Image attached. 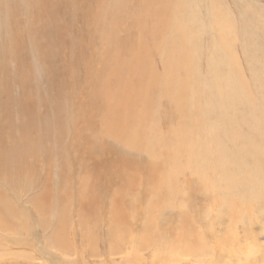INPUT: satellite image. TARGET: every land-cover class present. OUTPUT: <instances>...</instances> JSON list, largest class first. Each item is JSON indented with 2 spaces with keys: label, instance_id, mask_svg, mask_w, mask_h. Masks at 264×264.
I'll list each match as a JSON object with an SVG mask.
<instances>
[{
  "label": "bare ground",
  "instance_id": "1",
  "mask_svg": "<svg viewBox=\"0 0 264 264\" xmlns=\"http://www.w3.org/2000/svg\"><path fill=\"white\" fill-rule=\"evenodd\" d=\"M1 1L9 2L11 7V11L2 15L0 18L4 27L8 28V24L11 20L17 17L19 18V23H21V25L18 24L20 27L18 26L15 28L21 29V32L13 35L12 39H10L11 37L8 38L9 43L17 38L18 41H20L17 47L20 51H24L26 49L24 47H27V42L29 41L37 47L36 53L34 54H36L38 58L44 55L46 63L43 59H40L39 62L45 66L43 68L46 70L45 76L48 82L46 80L47 83L42 86L43 89L39 92L43 91L47 93L48 90L52 92L54 85L58 81L66 82L68 79L76 81L77 85H69L68 88H70L69 90L76 89L77 92V94L74 92V98H76L75 105L81 115L75 126H78V133L82 140L81 146L83 148H88L93 143L88 133L91 128L97 125V123L95 125V121H97L96 118L99 115L95 113L96 110H100L103 113L101 118L103 119V124H105L106 136H111L114 141L119 144L117 145L119 150L118 148L114 149L117 155L119 154L118 151H120L119 156H117L119 159L116 158V160L107 161L102 169L99 168V165L107 158L104 156V151V155L102 154L104 157L102 156V158H100L101 160L97 158H95L96 161H92L91 159L79 160L78 165L80 168H83L81 173L85 175L84 183L88 182V175L90 176L89 178H92V181L95 182L94 184L92 183L93 185L83 198L80 197H82L86 191V186L83 185L84 183L81 186L80 183L79 187L77 186V192L80 194L78 197L80 200L78 205H76L77 211H81V213L84 211V214L86 212L88 217L91 218L89 211L91 209L97 211L96 209H99V205L102 203L96 200L94 193L101 191L102 194L106 195L108 192L110 193L114 190L113 185L117 187L119 192L122 191L121 193H123V191L126 192L130 188L136 191L134 188L137 187L136 183L142 179L140 174L143 170H153L154 172L153 175L150 176L151 178L159 176L162 181H167L168 177L166 173L171 170L167 171L169 168H164L169 165L166 166L161 159L162 157L158 155L159 153L156 154V152H159L160 149L164 156H168L169 159L172 156L174 159L180 157L179 159L181 160L187 154L184 156L181 153L183 156H179L181 149L177 150V147L173 145L168 147L171 143L167 140L168 136L166 132L160 127H165L163 126L164 123L171 125V121L178 123L180 118L179 113L181 112L183 115L184 112L185 116L186 112H188L192 113L189 117L190 133L194 136V139H196V145H193V149H190L193 150L192 153H194L195 148L197 149L195 155L190 154L189 157L186 156V159H190L188 165H190L191 162L197 164L195 165V172L190 175L192 177L195 176L197 178V181H195L201 183L198 189L201 188L200 190H203V193L198 192L197 188V191L194 190V181H188V183L192 181L191 183L193 184L189 183L187 193H184L186 197V208L188 207L187 212H189L190 209V211L198 210L196 200L193 199L195 193L198 196L204 194L205 199H207L204 202V211L216 209L217 213L220 214L221 227H219L220 230H217L214 226V222H212L208 223L209 228H204V223H201L202 227L199 229L198 226V229H196V226L193 227L189 222L186 227V232L184 230L176 231L177 228H175V230L168 229V233L164 231L165 234L163 233L164 235L161 236V234L151 235L153 232L152 227L149 229L147 226L145 227L147 230L143 233L140 242L135 243L138 234L135 233V228H132V225L137 216L136 213H140L141 209L135 208L134 202L132 201L127 203L125 200H116L117 202L114 204V207H110L111 209L106 213L111 223L108 225L110 230L107 233V242H94V239L96 240L98 237L97 233H93V237L86 241L84 234L85 228L83 225H81V227H79L78 224V227L70 226V224H72L68 222L70 213H67L63 209L65 206L68 209L73 207L68 199L69 193L66 194L63 192L62 187L61 189L58 187V180L54 177L52 169L48 168L44 172L43 177L39 174L43 184V188L39 192L41 203L38 204V202L34 200V194L27 192L29 199L26 201V204L33 205L32 207L38 210V214L40 213L41 216V227L43 228H40L43 231L41 236L45 238L49 236L50 240L35 247L34 243L38 242H35L36 240L34 243L29 241L28 238L31 234H29L30 236H28V238L20 236L18 234V229H16L19 228L17 225L11 232L3 231L4 228L0 229V264H18V260L21 258H25L26 261H28L27 264H183V262H192L190 258H193L194 262H196L197 259H202V262L199 264H235L237 261L236 264H247L252 259L255 248L254 243H251L254 241L253 235L251 234V226L256 222L258 215L264 212V85H262L260 92L254 91L255 85L259 86V79H264V17L260 15L261 13L257 15L255 11L248 10L246 8L247 6L239 0H234V2L232 0H175L178 8L177 12L180 11L179 15L176 17L177 13L171 15L169 13L166 14V8L161 2L158 8H153L148 17L142 19L141 16H136L131 22L133 24L132 28L139 34V38L136 39L131 36L132 34L130 35L131 32L128 34L124 32V36L115 34V30L113 29L117 27V24L113 22L114 19L111 20V17L107 18L101 25V20L105 15V11L103 10L105 6V2L103 3L104 0H0V2ZM148 2V0H144L143 7ZM250 2L252 3V1H249L248 4ZM129 3H131V0L116 1L112 11L114 14L115 10H118L120 13V9H123ZM203 3L207 4V6L205 5L207 7V17L201 15V5ZM224 4L230 5L232 8H229V6L224 7ZM219 5L222 7L221 12L218 7ZM0 12H2L1 8ZM23 13L28 17V24L20 19V14ZM141 14L143 13H140V15ZM174 17H176L177 20H174ZM169 18L170 21L166 22ZM229 18L232 20V24H235V21L238 22L237 28L231 29L229 27L230 23H227ZM116 19L117 18H115V20ZM187 21L189 23H187ZM150 22L155 23L154 27L160 33L161 39L159 42L146 43L143 39L144 35L142 32H145L146 25L143 26L142 24ZM79 23H83L84 25H78ZM167 24L168 26L166 27ZM141 29L143 30L142 32ZM176 29L179 30L178 35ZM197 29L198 33H196ZM72 30L74 32H72ZM230 32H232V36L235 38V44H237L236 42L241 43L249 71L253 77L252 89H248L250 85L247 87L245 80L240 79L243 74L241 69V76H239V60L236 58L235 54L232 55L231 51L228 49V44L231 45L232 43L230 42H234V40L227 41L226 34L229 33L230 35ZM24 35L27 36L25 42L21 41ZM5 36L6 33H2L1 37ZM123 39L126 40L128 53H142L145 54V57L136 58L129 56V54L127 56V54L123 53L120 55L121 60L116 70L113 71V68L110 67L111 61L119 60L117 54H113V50L120 49ZM164 44L171 47L170 49L172 52L170 58L168 57L167 63L158 58L157 59L162 60V62H157L154 57H151V53L156 52L162 54V47ZM51 46L56 49V54ZM190 48L194 49L192 54L190 53ZM201 51L208 55V57H206L207 65L203 62L205 65L204 70L207 73H204L206 75L203 81H197L196 79L197 83H193L194 85H192V81L196 82L192 79L195 73V66L192 67L191 63L192 56L194 58L196 55V57L199 58ZM3 55H6L7 59L13 60V55L10 56L8 52L2 50L0 44V106L9 108L10 102H19L20 104L28 106L33 103L32 97H28V93L25 94L22 90L19 92L17 91L19 84L23 83L22 85H25L23 82H26L27 79V73L25 71H31L27 68V64L30 63H27L25 58H21L24 54L17 53L16 61L13 65L5 59L7 62L6 69L3 67V64H6L3 60ZM183 60H188L191 66L181 67V62ZM196 63H198V60H195L193 65ZM64 64L68 65L69 68L59 69V65L62 66ZM159 65L163 66L162 72H159L161 71L159 70ZM125 66L130 67V72L133 71L135 76L130 75V73H128L129 70L125 68ZM125 70H128V72ZM105 71H108L109 75L112 76V80L117 83V87H113L111 82L109 85L105 84L106 95L103 100H100L97 98L95 92L90 96V90L88 91V88L90 87L89 89H91L93 79L101 76ZM23 72H25V74H23ZM29 78H31V75ZM78 80H81L83 83L78 82ZM9 86L17 93L13 94ZM66 90L67 92H65V94L72 97L70 91H68V89ZM80 94L82 98L79 100V97H81ZM55 96L61 98L56 91ZM87 97L90 101L87 100ZM58 100L60 101V99ZM66 100L68 101L69 98ZM101 102H106V105H103L104 103L102 104ZM171 109H174L176 113H172ZM49 111L50 110H48V112ZM50 116H52V114ZM153 117L157 118L158 124H155V130L153 128V131H149V134H145ZM23 118L24 119H21V117H19L17 122L22 129H25V124H27L25 123L26 117L23 115ZM148 129L151 128L149 127ZM177 131L178 129L175 127L174 131L171 133L174 141L180 132L176 134ZM64 136L65 134L62 137ZM0 138L3 143H5V141L9 142L10 140L8 137H2L1 134ZM22 139L20 140V144L23 145V148L27 147L32 150V153L35 152L33 148L35 149L37 146V137L33 135V132L27 131ZM177 141H179L178 138ZM180 143L182 144V142H179L178 146L181 147L182 145H180ZM5 144L8 146L9 143ZM77 145L80 146V142H77ZM16 147H18L17 144H15V147L11 148L15 150ZM91 147L97 149L95 145ZM8 148H10V146ZM157 148L159 149L157 150ZM18 150L19 149H17V152ZM183 151L184 149H182V152ZM109 152L111 151H108V153ZM63 156H65V154ZM15 157H17V155H15ZM195 157L198 161H194ZM168 158L164 159L167 161L169 160ZM174 159L171 158L170 161H174ZM186 159H184V161ZM8 160L7 154L0 153V176L5 174L3 170L4 167L7 168ZM177 160L178 159L175 161L176 163ZM210 165L212 166L211 168L207 167ZM178 166L179 168L182 167L180 165ZM67 167H65L64 164L62 166L66 173H70ZM176 168L178 167L176 166ZM210 169L212 172L208 171V173L213 174L205 177L203 172ZM37 170L36 167L33 171L39 173V170ZM6 171L11 172L12 168ZM36 173L34 176L27 174V178L29 177L30 180H36L38 178V174L36 175ZM15 174L16 172L11 173L10 176ZM209 176L212 177L210 183L208 181ZM6 178L5 181L7 180ZM12 178H14V181L16 180V177L13 176ZM1 180L0 182H2ZM79 181H81V179ZM153 181L156 182L155 178ZM16 182L18 183V180H16ZM34 182L35 181L32 183ZM18 184H21V181ZM29 185H31V183ZM10 188L13 187L10 186L9 189ZM206 188L209 191H207ZM133 190L129 193L132 194ZM22 194L20 188L17 190L15 187L13 191H9L8 188L0 186V217H9L17 221L18 218L26 215L30 223L28 212L22 213V211L19 210L21 209L19 205L21 206ZM168 194L169 196L175 195L173 192ZM178 194L179 193H177V195ZM209 195L214 201L212 206H210L209 201L211 198L208 200ZM149 196L147 195L146 197L148 198ZM15 199L18 203L16 205H14L16 202ZM106 201L108 203V200ZM136 201L138 200L136 199ZM151 204L153 205L155 203L153 202ZM155 205H157V203ZM180 205L182 208L183 206L185 207L183 203ZM130 207L131 209H129ZM25 208L24 206V209ZM174 208H176V206ZM44 210L49 211L44 212ZM150 210L152 211V209H149V211ZM159 212L158 209L157 213ZM46 213H50L48 218L46 217ZM159 215L161 214L159 213ZM226 215H229V217H226ZM141 216L142 215H140V217ZM86 217L87 216H85V219ZM95 217L98 216L94 212V217H92V219ZM149 217L148 219H151ZM80 218L81 214L79 216V219ZM51 219L56 220L54 227H50L48 224L49 220L51 222ZM79 219L77 222L80 224ZM191 219V221H193V218ZM87 220L89 221L88 218L84 221ZM225 220H227L228 223H230L229 221H233L232 224H227L224 227L223 222ZM23 223L24 222H22V224ZM121 225H125V228H122ZM140 227L143 228V226ZM238 227L243 229L242 232H244L245 241L251 240L249 243L246 242L249 244L248 246L242 244L239 236L240 234L237 233ZM99 229L96 228L93 231ZM142 231L139 232L142 233ZM26 232L27 230L23 232V234ZM184 233H186L188 237ZM132 237H136L135 240L134 238L132 239ZM183 240L188 242H183ZM101 243L105 244V249L103 251H99L98 249V244ZM210 243L216 244L215 247H218L217 252L213 250L216 252L215 254L214 252L211 253L214 255L212 257H210V253H208V249H213L211 248L212 246L209 248L208 245H210ZM28 246L30 249H28ZM55 247L58 248L60 254L55 253ZM176 252H178V254H174ZM215 255H219L220 259L215 258ZM243 256L245 260H241ZM206 257L212 258L211 261H206ZM262 259L264 260V257ZM16 261H18V263H16Z\"/></svg>",
  "mask_w": 264,
  "mask_h": 264
},
{
  "label": "rangeland",
  "instance_id": "2",
  "mask_svg": "<svg viewBox=\"0 0 264 264\" xmlns=\"http://www.w3.org/2000/svg\"><path fill=\"white\" fill-rule=\"evenodd\" d=\"M116 1H119V0H104L103 1V3L105 2L104 3L105 6L103 7V10L105 11V15H104V17L101 20V25L103 24V22L107 18L111 17V20L114 19L113 22H115L117 24V27H115L113 29V30H115L114 33L117 34V35H119V36H124L125 33L128 34V33L131 32L130 35L132 34L131 36L133 38L138 39L139 38V34H137V31L132 28L133 24L131 22L135 19L136 16H139V17L141 16L142 19L148 17L150 15L151 11L153 10V8H158L160 6L161 2L164 4V6L166 8V11H167L166 14L169 13L171 15V14L177 13L176 14V17H177L179 15V13H180V11L177 12L178 11V8L176 6L175 0H157V1H155V0H148L149 2L144 7H143V1L144 0H131V3H129L128 5H126L123 9H120L121 10L120 13H119L118 10L117 11L115 10V14H114V12L112 11V8L115 5V2ZM232 1L234 2V0H232ZM239 1H241L242 3H244L245 6H247L246 8L248 10L255 11L257 15L259 13H261L260 15L264 17V0H239ZM249 1H252V3L251 2L249 3L250 5L248 4ZM228 3H230V2H228ZM205 5L207 6V4H204V3L201 5L204 8L203 9L201 7V15L207 17V7ZM220 5L218 7L220 8V12H221L222 11V7ZM226 6H229V8H232L230 5H225L224 4V7H226ZM0 8L2 9V12H0V18L2 17V15L6 14V13H9L11 11L10 3L7 2V1H1L0 2ZM259 10H261V11H259ZM203 12H204V14H203ZM140 13H143V14L140 15ZM176 17H174V20H177ZM115 18H117V19L115 20ZM20 19H22L23 21H25L26 24L29 23L28 17L26 16L25 13L20 14ZM169 21H170V18L166 20V22H169ZM187 23H189V22L187 21ZM227 23L228 24L230 23L229 24V27L231 29L232 28H237V25H238V22L237 21H235V24H232V20L229 18V20H227ZM18 24L21 25V23H19V18L18 17L17 18H13L11 20V22L8 24V28H5L4 27V24H2V21L0 19V38H1L0 39V44H1V48H2V50H5V52H8L10 56L13 55L12 56L13 57V60L7 59V56L6 55L5 56L3 55L4 56L3 57V60H4V62H6V60H7L11 65H13L14 62L16 61V57H17L16 55H17V53L24 54V56H22L21 58H23V59L25 58V60L27 61V63H30V64H27V68H28V70H31V71H28L31 74L28 73L27 71H25L27 73L26 74V77H27L26 82L23 81L25 83V85H22L23 83L21 82L22 84H19L18 91L17 92H19V91L22 90L25 94L28 93V97H32L33 103H31V104H29L27 106V105H24V104H20L19 102H10V107L9 108H6V106H0V134H1L2 137L5 136V137L10 138L9 142L5 141V143H9L8 146L5 143H3L2 139L0 138V147H1L0 153L7 154L8 158H9L8 163H7L8 166H7V168L4 167V170H3V173H5V174L2 173L3 175L0 176V180L3 179V180H1L2 182H0V186L3 187V188H8L9 191H11V190L13 191L15 187H16L17 190H19V188H20V192L23 193V194H22V201L20 202L21 206L19 205V208H21V209H19V210H21L22 213H27L28 212L27 214L29 215L30 223H29L26 215H23L25 218L24 217H20L21 219L18 218L17 221L15 219L13 220V219H11L9 217H6L5 218V217L2 216L5 220L2 217H0V221H1L0 222V227H1L0 229H3L4 228L3 231L11 232V231H13L16 228V225H17V227H19V228H16V229H18V231H19L18 234L20 236H22L24 238H28V236H30L29 234H31V236L28 238L29 241H31V243L32 242L34 243L35 240H36L35 242H38V243H34V246L35 247L40 246V245H42L45 242H47V241L50 240V237L49 236H47L46 238L41 236L42 233H43V231H42L43 228L41 227L42 224H41V218H40L41 216H40V213L38 214V210L35 209V207H32L33 205L32 206L30 204L27 205L26 204V201L29 199L28 193L30 192L31 194H34V200L36 202H38V204L41 203V201H40V193L39 192L42 190L43 184H42V180H41L40 175H42V177H43L44 172L48 168H51L52 171H53L54 177L58 180V185L59 186L58 185L57 186L60 189L62 187L63 192H65L66 194L69 193L68 194V196H69L68 199L70 200V203L73 205V207L71 209H68L66 206L63 207V209L67 213H70L69 214L70 215L69 216L70 218H69V221L68 222H71L72 223V224H70V226H76V227H78V225H79V227H81V225L84 226V228H85L84 234H85L86 241L89 238L93 237V235H92L93 233H97L98 237H97L96 240L94 239V242H99V241H101V242L102 241L107 242V240H108L107 233L110 230L108 228V225H110L111 223L108 220L109 217H108V214H106V213L108 212L109 209L112 208V206L114 207V204L118 200H121V201L122 200H125V201H127V203L132 201V202H134V207L135 208L141 209V212L142 213L141 212L140 213H136L137 216H136V218L134 220L136 222L133 221V225H132V228H135L134 229L135 230V233L138 234L137 238L135 237L137 240H135V238L132 237V239L134 238L135 243H139L140 242V239L142 238L143 233L147 230V228H145L147 226H148L149 229L152 227V231L153 232H152L151 235H160L161 234V236H163L165 234V232L168 233V231H167L168 229L175 230V228H177L176 231H182V230H184L186 232V230H187L186 227H187V224H189V222L192 224L193 227L196 226L195 227L196 229H198L197 228L198 226H199V229H200V227H202V224L201 223H204V228H209L208 227V223L214 222V224H215L214 226L217 228V230H220L219 229V227H221L220 226V214L217 213L216 209H211L209 211H204V208H203L204 202L207 200V199H205L204 194L203 195L200 194V196H198L195 193V196L193 197V199L196 200V205H197V209L198 210L197 211H190L191 210L190 209L189 212H187L188 207L186 208V203H185L186 202L185 201L186 200V197H185V194L184 193H187V189H188L187 187H189L188 184L189 183L190 184H193L191 182L194 181L195 182V185H194L195 186V189H194L195 191H197L199 185L201 184V183L196 182L197 181L196 180L197 178L195 176H193L194 178L191 176L195 172V168H196L195 165H197V164L194 163V162H191L190 165H188L189 164L188 162H190V159L189 158L186 159V156L189 157L190 154L191 155H195V151L197 149V148L194 149V153H192L193 150L190 149V148L193 149V147H194L193 145H196V143H195L196 142V139H194V136L191 135V133H190V128H189L190 121H189V117L192 115V113H188V112H186V115L185 116H184V112H183V115H182L181 112L179 113L180 114V118H179L178 123H174L173 121H171L170 122L171 125H168V124H165L164 123L163 126H165V127H160L161 129H163L166 132V134L168 136L167 140L171 143V145L169 144L168 147L173 145V146H176L177 147V150H180L181 149V152H179L180 153L179 156H183V155L185 156L187 154L185 157L182 158V160L179 159L180 157L179 158L177 157V158L174 159V157H172V156L170 157L169 156L170 159L171 158L174 159V161L173 160L170 161V159L168 158V156H164V154L162 153V151L159 148H157V150L159 149V152L156 150L157 151L156 154L159 153L158 155L160 157H162L161 159H162L163 163H165L166 166L169 165L168 167H164V168H167V169L169 168L167 171H170L171 170L170 172H167L166 173V175L168 177V180L165 181L166 183L164 181H162L159 176L158 177H154L155 180H156V182H154L153 181L154 178H151L150 177L151 175H153V172L154 171L153 170L152 171H147V170L145 171V170H143L141 172V174H140L142 176V179H140L141 181L139 180L136 183V186L137 187L134 188L136 191H134L133 189L130 188L126 192L123 191V193H121L122 191L119 192L117 190V187L115 185H113V189L114 190H112L110 193L108 192L106 195L105 194H102L101 191L94 193V196L96 197V200L97 201H101L102 203L99 205L100 206L99 209L98 208L96 209L97 211H95L93 209H91L89 211V213L91 214L90 215L91 218L88 217V214L86 212L84 214V211H82V213H81V211H77V206L76 205H78V202H79L80 198H83V196H85L87 194L88 190L91 188V186L95 182V181H92V178H89L90 176L88 175V182L87 183H84L85 175L81 173V170L83 171V168H80L79 167V165H78L79 160L91 159L92 161H96L95 158H97V159L102 158V156L104 155L103 154V151H104V153H105L104 156H105V158L107 157L106 158L107 160L105 159L102 163H100V165H99L100 167L99 168L102 169V168H104V165H105V163L107 161L110 162V161L116 160V158L119 159L117 156H119L120 151H118L119 152L118 155L114 152V149L115 148H118L117 145H119V144H118V142L114 141V139L111 136H108V135L106 136V134H105V124H103V122H102L103 119L101 118V116H102L103 113L100 110H96L95 113H97V115H99L96 118L97 121H95V125H96V123H97V125H96V127L91 128L89 130V133H88V135L91 137V140H93V143L88 148H83L81 146V141L82 140H81V138L79 136V133H78V131H79L78 130V126H75V124L78 122L79 117L81 115V113H79L80 111L78 110V108L75 105L76 98H74V92H76V89L69 90L70 88H68L69 85L70 86H73L75 84L77 85L76 81H73V79H68L66 82H64V81H58V82H56V84L54 83L55 84L54 85L55 88L53 87L52 92L50 90H48L47 93H44L43 91L39 92L41 89H43L42 86L48 82V80H47V78L45 76L46 70L43 68L45 66L42 63L39 62L40 59H43L45 61V58H44V55H42V56H40L38 58V56L36 54H34V53H36L37 47L34 46V44H32L29 41L27 42V47H24V48H26L24 51H20V49L17 47L18 46V42H20V41H18L17 38L14 39V40H12L9 43L8 38L11 37L10 39H12L13 35H16V33L21 32V29H15L18 26L20 27V25H18ZM78 25H84V24L83 23H79ZM142 25L143 26L146 25L145 32H142L143 30L141 29V32L144 35L143 36V39L145 40L146 43H156V42H159L160 41L161 36H160L159 31L154 27L155 23L150 22V23H147V24L145 23V24H142ZM167 26H168V24L166 25V27ZM126 29H128V30H126ZM1 32L4 33V34L6 33V36L5 37H1V35H2ZM72 32H74V31L72 30ZM196 33H198V29L196 30ZM230 33H231L230 35H229V33L226 34L227 41L229 42L231 40H234V42L233 41L230 42V43H232L231 44L232 46L230 44H228V49L231 51L232 55L235 54L236 58H238V60H239L238 61L239 62V67H240V75L239 76H241V69H242V74H243V76H241L240 79L241 80L244 79L247 87L250 85V87H248V89H252L253 77H252V74L249 71L248 64L246 62V59H245V56H244V52H243L241 43L236 42L237 44H235V38L232 36V32H230ZM75 34H77V33H75ZM178 34H179V30H177V35ZM26 38H27V36L24 35V37L22 38L21 41L25 42L26 41ZM237 39H238V37H237ZM138 42H139V40H138ZM234 45H236V46H234ZM237 46H238V49H237ZM10 47H11V49H10ZM15 47H17V48H15ZM217 47H218V45H217ZM170 48L171 47H168V46H166L164 44V46L162 47V54H158L156 52H152L151 53V57H154L157 62H162V60H163L165 63H167V59H168V57L170 58V54L172 52V50ZM52 49L54 50V53L56 54V52H55L56 49L54 47H52ZM193 51H194V49L193 48H190V53L191 54L193 53ZM25 52H27V53H25ZM12 53H14V54H12ZM123 53L124 54H127V56L129 54V56L136 57V58H143V57H145V54H142V53L141 54L128 53L127 52V43H126V40L123 39L122 40V43H121L120 49L113 50V54H117V56L119 58L118 61H116V60H112L111 61L110 67L113 68V71L116 70V67L119 64L120 60H121L120 55L123 54ZM39 54H41V53H39ZM164 54H165L166 57L164 56ZM163 56H164V59H163ZM206 57H208V55L205 54L203 51H201V55H200L199 58L196 57V55H195L194 58L192 56V61H191L192 67L195 66V73L193 74V78H192L193 80L196 81V79H197V81H203V78L206 75L204 73H207L204 70L205 69V65H207V63H206ZM157 58L158 59H162V60H158ZM195 60H198V63H196L195 65H193V63H194ZM187 61L188 60H183L181 62L182 63L181 64V67L184 68V67L191 66V63L189 61L188 62ZM203 62H204L205 65L203 64ZM45 63H46V61H45ZM3 67L7 69V62H6V64H3ZM68 68H69L68 65H65V64L62 65V66L59 65V69H68ZM125 68H127L128 70L131 69L130 67H126V66H125ZM39 69H41V70L43 69L44 71L43 70L41 71ZM102 69H101V71H102ZM32 70H33V73H32ZM128 70H125V71L128 72ZM159 70H161L159 72H162V70H163V66L162 65H159ZM25 72H23V74H25ZM235 72H236V70H235ZM47 73H48V69H47ZM128 73H130V75H132V76H135V74H133V71L130 72V70H129ZM30 75H31V78H29ZM44 76H45V78H44ZM60 76H63V75H60ZM33 77H34V79H33ZM38 77H39V79H38ZM46 80H47V82H46ZM197 81L196 82H193L192 81V85H194L195 83H197ZM259 81H260L259 86L255 85V87H254V91H256V92H260V90L262 89V85H264V79H259ZM36 82H37V85H36ZM78 82H82V81L81 80H78ZM110 82H111V84H112L113 87H115V88L117 87V83L112 80V76L109 75L108 71L103 72L101 76H98L97 78L93 79L91 89H89L90 87L88 88V91L90 90V96L93 95V93L95 92L97 98L100 99V100H103L104 99V96L106 95V93H105V86L104 85L105 84H108L109 85ZM28 83H29V85H28ZM40 83H42V84H40ZM34 84H35V86H34ZM9 88H11L13 94L17 93L12 87L9 86ZM66 89H68V91H70V93L72 94V97L65 94V92H67ZM55 91H56V93L57 92L59 93V96L61 98H59L58 96H55ZM60 92H63V93H60ZM76 94H77V92H76ZM78 94H79V92H78ZM67 98H69L68 101L66 100ZM81 98H82V95H81V97H79V100ZM58 99H60V101ZM87 100L90 101V99L88 97H87ZM101 103L102 104L104 103L103 105H106V102H101ZM71 104H72V107H71ZM181 105H182V103H181ZM20 106H22V107H20ZM164 108H165V106H164ZM174 109H171V112L172 113H176L177 110L175 109L176 110L175 111ZM48 110H50L51 112L50 111L48 112ZM64 110H65V113H64ZM69 111H70V114H69ZM51 114H52V116H50ZM23 115L26 117V122L25 123L28 124V125L25 124V127H24L25 129H22L20 127V124H18V122H17V120H18L19 117H21V119H24L23 118ZM70 115H72V116H70ZM155 116H156V113H155ZM27 120H29V121H27ZM60 123H61V125H60ZM155 124L157 125L158 124V121H157V118L156 117L155 118L153 117L152 120H151V122H150V124L148 125V128L150 127L151 129H148L147 128L145 134H149L150 133L149 131H153V128L155 130V128H156ZM175 127L178 129V131H177L176 134H178L179 131L180 132L176 136V139L174 141L171 133L174 131ZM199 128H200V126H199ZM27 131L33 132V135H35L37 137V146L38 147L36 146L37 148L36 147H35V149L33 148V150L35 151L33 153L31 152L32 150H30L27 147L23 148V145L20 144V140L22 139V137L24 135H26ZM67 132H69V133H67ZM64 134H65V136L62 137ZM73 135H74V137H73ZM14 136H15V138H14ZM177 138L179 139V141H177ZM72 139H73V141H72ZM22 141H23V139H22ZM77 142H80V146L77 145ZM179 142H182V144L180 143V145H182L181 147L178 146L179 145ZM15 144H17L18 147H20V148L16 147L15 150L12 149L13 147H15ZM92 145H95L97 147V149L92 148L91 147ZM9 146H10V148H8ZM51 148H52V150H51ZM17 149H19L18 152H17ZM182 149H184L183 152H182ZM95 150H97V151H95ZM118 150H119V148H118ZM108 151H111V152L108 153ZM113 152H114V154H113ZM184 152H185V154H184ZM106 153H107V156H106ZM181 153L183 155H181ZM62 154L63 155L65 154V156H63ZM15 155H17V157H15ZM12 158H13V160H12ZM60 158H62V159H60ZM164 158L165 159L168 158L169 160L166 161ZM19 159H20V161H19ZM59 159H60V161H59ZM176 159H178L177 160V163L175 162ZM184 159H186L185 160L186 162L184 161ZM194 159H195L194 161H198V159H196V157ZM62 160H64V161H62ZM180 162H181V164H180ZM172 163H174V164H172ZM39 164H40V166H39ZM63 164H64L65 167L68 166L67 168L70 170V173H66V171L63 170V168H62ZM178 165H180L182 167L179 168ZM172 166L175 167V168H173ZM176 166L178 168H176ZM187 166L188 167L190 166L189 168H190V170L192 172L189 170V168ZM36 167L39 170V171L37 170L39 173H36L35 171H33L34 168H36ZM76 167H78V168H76ZM207 167H210L211 168L212 166L210 165V166H207ZM11 168H12V171L11 172L9 171L10 173L8 171H6V170H11ZM170 168H172V169H170ZM174 169H175V171H174ZM85 171L87 172L86 169H85ZM180 171L181 172L183 171V172L181 173ZM208 171L209 172H212L211 169L210 170H207L206 172H203L204 175H205V177L207 175L213 174V173H211V174L208 173ZM15 172H16L15 175H11L10 176L11 173H15ZM7 173H8V175H7ZM35 173H36V175L38 174V178L36 180H33V179L30 180L29 177L27 178V174L34 176ZM55 173H57V174H55ZM24 174H25V176H24ZM13 176L16 177L15 179L18 180V183H20V181H21V184H18L16 182V180L14 181V178H12ZM128 177H129V175H128ZM5 178L7 179L6 181H5ZM76 178H77V180H76ZM79 178L81 179V181L82 180L83 181L82 182L79 181L80 180ZM143 178H144V181L145 182L143 181ZM183 178L185 179L186 182L184 181ZM44 180H45V177H44ZM69 180H70V183L71 184L69 183ZM160 180H161V182H160ZM189 180H192V181H190L188 183ZM211 180H212V177L209 176V178H208L209 183H210ZM33 181H35V182L32 183ZM5 182H6V184H5ZM200 182H202V181H200ZM30 183H31V185H29ZM160 183H162V184H160ZM79 184H80V186L82 184L84 186H86V189H85L86 191L84 192V194L80 198H78L80 194L77 192V188L79 187ZM174 184H176V185H174ZM25 185H27V186H25ZM10 186L13 187V188H10L9 189ZM27 189H29V190H27ZM200 189H198V192H202L203 193V190H200ZM131 190H133L132 191L133 192L132 194L129 193V192H131ZM207 191H209V190L207 189ZM171 192L175 193V195L177 197L175 195L169 196L168 193H171ZM36 193H37V195H36ZM155 193H157V194H155ZM177 193H179V194L177 195ZM136 194H139V195H136ZM124 195H125V197H124ZM147 195L148 196L150 195V196L147 198L146 197ZM192 195H194V194H192ZM210 198H211V196L209 195L208 200ZM136 199L138 201H136ZM191 199H192V196H191ZM106 200H108V203L109 204L107 203ZM114 200H115V202H114ZM15 201H14L15 202L14 205L18 204L16 199H15ZM209 201H210V206H212L213 205V202H214L213 199L211 198ZM153 202L155 204L157 203V205H155V204L152 205L151 203H153ZM182 203H183V205L185 204V207L183 206V208L180 205ZM24 206L26 207L25 209H24ZM175 206H176V208H174ZM138 207H142V208H138ZM102 209H103V211H102ZM129 209H131V207ZM149 209H152V211L150 210L151 211L150 212ZM158 209H159V211H160L159 213L161 215H159V213H157ZM45 211H49V210H44V212ZM92 212H93V214H92ZM94 212L97 214L98 217H95V218L92 219V217H94ZM73 214H75L76 216L73 215ZM77 214L79 216L81 214V218L82 219L81 218L79 219V216ZM146 214H147V216H146ZM153 214H155V215H153ZM49 215H50V213H46V217L47 218L49 217ZM140 215H142V216L140 217ZM30 216H31V218H30ZM85 216H87L86 219L88 218L89 221L88 220L87 221H84V220H86L85 219ZM198 216H199V218H198ZM148 217L151 218L152 220L151 219H148ZM226 217H229V215H226ZM191 218H193V221H191L192 220ZM78 219H79L80 224L77 222ZM12 220H13V222H12ZM80 220H82V221H80ZM55 221L56 220H54V219H51V222L49 220V223H48L49 226L50 227H54V224H56ZM156 221H158V222H156ZM225 221H226V223H225ZM225 221L223 222L224 223V225H223L224 227L227 224L228 225L229 224H232V221L233 220L232 221H229L230 223H228L227 220H225ZM22 222H24V223L22 224ZM14 223H15V227H14ZM30 224H33V225H30ZM144 224H145V226H144ZM121 226H122V228H125L124 227L125 225H121ZM140 226H143V228H145V229H143ZM157 226H158L159 229L157 228ZM24 227H25V229H24ZM31 227H32V229H31ZM137 227H138V229H137ZM20 228H22V229H20ZM40 228H42V229H40ZM96 228L99 229V230L93 231ZM139 229H142L143 231L142 230H139ZM26 230L28 232V233L26 232L27 235H26V233L23 234V232H25ZM29 230L31 231V233H30ZM156 230H160V231H156ZM237 230H238L237 233L240 234L239 236H240V239H241L242 244L244 246L245 245L248 246L249 244H247V243H249L251 240L245 241V239H244V232H242L243 229L241 227H238ZM139 231H142V233L139 232ZM184 234H186V233H184ZM251 234L253 235V239H254V241L251 242V243H254L255 248H254V255H253L252 259H251L252 262L250 260L247 264H257V263L258 264H264V260L262 259L264 257V212L263 213H260L258 215V218H257L256 222L251 226ZM187 237H188V235H187ZM138 239H139V241H138ZM109 240H110V237H109ZM73 241H74V238H73ZM185 241L183 240V242H185ZM187 242L188 241H186V243ZM215 245L216 244H211V243H210V245H208L209 248H210V246H212L211 248H213L212 250L211 249H208V253H210V257L214 256V255L211 254V253L214 252L213 250H216V252L218 251V247L217 246L215 247ZM28 249H30V247ZM98 249H99V251H103L105 249V244L104 243L98 244ZM54 251H55V253L60 254L57 247L54 248ZM216 252H214V254ZM174 254H178V252H176ZM210 257H206L205 260L206 261H211L212 258H210ZM215 258L220 259V256L219 255H215ZM244 258L245 257L243 256L241 258V260H245ZM190 259L192 260V262H183V264H199V263L202 262V259H197L196 262H194L193 258H190ZM18 261H19L20 264H27V262H28V261H26L25 258H21ZM18 261H16V263H18ZM237 262H235V264Z\"/></svg>",
  "mask_w": 264,
  "mask_h": 264
}]
</instances>
